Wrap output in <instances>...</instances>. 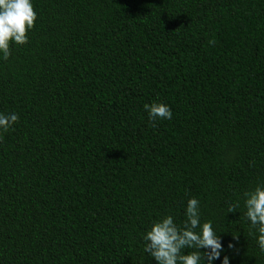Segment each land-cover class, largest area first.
I'll list each match as a JSON object with an SVG mask.
<instances>
[{"label":"trees","instance_id":"obj_1","mask_svg":"<svg viewBox=\"0 0 264 264\" xmlns=\"http://www.w3.org/2000/svg\"><path fill=\"white\" fill-rule=\"evenodd\" d=\"M32 3L0 60V113L19 117L0 131V264H156L142 237L189 197L213 264H264L243 215L264 183V0Z\"/></svg>","mask_w":264,"mask_h":264},{"label":"clouds","instance_id":"obj_2","mask_svg":"<svg viewBox=\"0 0 264 264\" xmlns=\"http://www.w3.org/2000/svg\"><path fill=\"white\" fill-rule=\"evenodd\" d=\"M36 18L32 0H0V60L9 58L10 44L27 43L26 32L32 29ZM144 107L150 119L172 118L171 109L165 103L153 101ZM18 119L15 112L0 113V131L8 130ZM243 197L244 218L250 229L255 230L256 243L264 252V183L245 191ZM233 210L229 207L228 211ZM184 216L181 225L174 222L172 215L154 220L142 237L144 252L156 264H213L221 257L222 244L212 221L201 220L200 201L196 197L187 199ZM200 249L205 251L202 253ZM221 264H229L227 255Z\"/></svg>","mask_w":264,"mask_h":264}]
</instances>
